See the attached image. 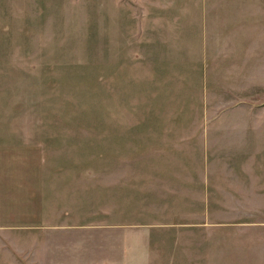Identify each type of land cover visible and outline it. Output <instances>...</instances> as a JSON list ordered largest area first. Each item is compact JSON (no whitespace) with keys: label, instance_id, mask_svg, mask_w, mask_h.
<instances>
[{"label":"rangeland","instance_id":"1","mask_svg":"<svg viewBox=\"0 0 264 264\" xmlns=\"http://www.w3.org/2000/svg\"><path fill=\"white\" fill-rule=\"evenodd\" d=\"M0 264H264V0H0Z\"/></svg>","mask_w":264,"mask_h":264}]
</instances>
